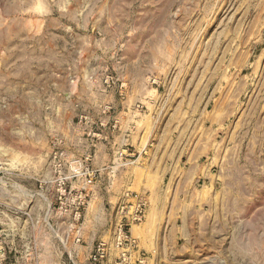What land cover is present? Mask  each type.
<instances>
[{"label": "rangeland", "instance_id": "rangeland-1", "mask_svg": "<svg viewBox=\"0 0 264 264\" xmlns=\"http://www.w3.org/2000/svg\"><path fill=\"white\" fill-rule=\"evenodd\" d=\"M0 180L8 264L56 260L48 220L90 261L127 192L144 264H264V0H0Z\"/></svg>", "mask_w": 264, "mask_h": 264}, {"label": "built area", "instance_id": "built-area-1", "mask_svg": "<svg viewBox=\"0 0 264 264\" xmlns=\"http://www.w3.org/2000/svg\"><path fill=\"white\" fill-rule=\"evenodd\" d=\"M55 182L58 185V192H66L68 184V176L62 173L60 169L55 170ZM1 181V180H0ZM93 178H86V183H92ZM2 190H9L7 184L1 188ZM146 199L141 195H132L127 192L125 199L117 204V216L114 220L108 237L101 238L96 242L93 250L89 255L90 262L95 264H144L145 253L140 249L138 239L134 236L132 228L135 224H140L145 218ZM57 220L46 221L49 228L52 230L49 240H59L63 248H57L50 251V255L56 260L51 261V264H76L73 261L72 253L69 251L68 243L72 238L71 227L72 222L67 223L65 230L60 233L56 231ZM33 228L36 229L38 222L32 223ZM6 233L0 232L1 235ZM22 239L27 238L28 234H21ZM82 237L79 236L78 240ZM49 255V256H50ZM0 264H8V251L2 247L0 248Z\"/></svg>", "mask_w": 264, "mask_h": 264}, {"label": "crops", "instance_id": "crops-1", "mask_svg": "<svg viewBox=\"0 0 264 264\" xmlns=\"http://www.w3.org/2000/svg\"><path fill=\"white\" fill-rule=\"evenodd\" d=\"M132 146L135 145L134 143L131 144ZM129 150H132L130 155H133L134 157H137V159L140 158V156L142 157V155H138L139 150L137 149V147L135 146V148L129 147ZM99 154L97 155L98 159H99V163H100V168L102 171V174L104 177H108V175H112V173L110 172V167L111 165V161H112V153H111V149L108 145H106L105 143H99V150H98ZM114 174L113 176L118 178V182H115V190L113 191H109L107 192L106 190L100 188V193H104V200H108L109 202H113L115 203L118 199V194L122 191V189L126 188L127 186H130L133 184V176H134V172L131 170L129 171H122V169H119L118 171H113L111 170ZM104 202V201H103ZM143 225V224H142ZM141 226V224H140ZM138 226V227H140ZM145 230V229H144ZM133 234L134 236L138 239L139 245L141 247L142 246V241L145 240V238L143 236H145L143 234V232H140V228H135L133 226L132 228ZM103 230L100 227V239L101 238H105V236L102 234ZM138 233V234H136ZM83 241L88 242L87 245L84 246V251L86 253V256L88 257L89 253L91 252V249L94 246V237H88V236H84ZM83 247V246H82ZM69 251L72 252L69 248ZM84 264H95L93 262H90L89 260H85Z\"/></svg>", "mask_w": 264, "mask_h": 264}, {"label": "bare ground", "instance_id": "bare-ground-1", "mask_svg": "<svg viewBox=\"0 0 264 264\" xmlns=\"http://www.w3.org/2000/svg\"><path fill=\"white\" fill-rule=\"evenodd\" d=\"M15 184V183H14ZM14 184H13V186H14ZM4 184H2L1 186H3ZM18 186V185H17ZM19 187V186H18Z\"/></svg>", "mask_w": 264, "mask_h": 264}]
</instances>
